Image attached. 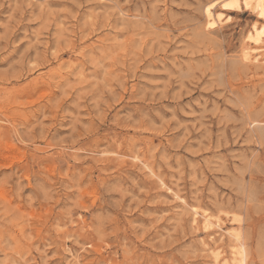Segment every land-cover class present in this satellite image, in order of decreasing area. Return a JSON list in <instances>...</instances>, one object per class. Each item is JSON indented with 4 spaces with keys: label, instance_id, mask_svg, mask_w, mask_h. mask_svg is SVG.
<instances>
[{
    "label": "rangeland",
    "instance_id": "374dc122",
    "mask_svg": "<svg viewBox=\"0 0 264 264\" xmlns=\"http://www.w3.org/2000/svg\"><path fill=\"white\" fill-rule=\"evenodd\" d=\"M223 1L0 0V264H264V18Z\"/></svg>",
    "mask_w": 264,
    "mask_h": 264
},
{
    "label": "bare ground",
    "instance_id": "6f19581e",
    "mask_svg": "<svg viewBox=\"0 0 264 264\" xmlns=\"http://www.w3.org/2000/svg\"><path fill=\"white\" fill-rule=\"evenodd\" d=\"M221 3V2H220ZM210 5V3L208 4ZM227 5V7H226ZM219 6V5H217ZM206 8V7H205ZM221 8V7H219ZM222 9L225 10H234L236 12L241 11L243 9H254V11L257 12L258 17L261 16L264 18V0H226L225 2L223 1L222 4ZM221 9V10H222ZM220 10V11H221ZM223 11V10H222ZM205 12V10H204ZM225 12V11H224ZM229 12V11H228ZM220 13L216 12V8L213 6H207L206 8V16L208 19V25L210 27H215L217 28V25L222 22L223 20L221 19L222 17L220 16ZM227 17V16H226ZM228 18V17H227ZM257 22V21H256ZM259 23V22H258ZM255 23L253 26V32L251 33V37L254 39L252 41H254V43H256L258 45V47L253 48V49H264V22H260L259 24ZM222 25V24H221ZM220 26V25H219ZM214 29V28H213ZM250 37V33L248 35ZM244 46V45H243ZM248 46V45H247ZM250 46V45H249ZM254 52V51H252ZM251 52V48H246L244 51V56L245 59L247 60H258L264 55V53H262V51H258L257 54H253ZM242 53V52H241ZM259 56H261L259 58ZM264 57V56H263ZM264 61V60H263ZM253 62V61H252ZM138 159V158H137ZM148 166V165H147ZM146 166V167H147ZM198 213L196 212V215ZM205 225L206 228H210V226L212 225V222L210 220V218L208 217V215L204 214L203 215V221H202ZM217 226H219L220 228L223 227V225L221 224L220 220L216 221ZM230 230H228L229 235H231L232 237L235 238V240L237 239V241L240 240V234L235 233V232H229ZM227 232V231H226ZM230 238V237H229ZM243 239V238H242ZM231 242V241H230ZM241 243V242H240ZM240 247V246H238ZM243 248V247H242ZM241 248V249H242ZM210 250H212V248L210 247ZM232 252H233V248H232ZM233 254L235 255L234 258H232L234 261L237 260L239 258V263L238 264H245V253H244V249L243 250H236L233 252ZM245 255V257H244ZM225 259V263L224 264H230L228 262V258H224ZM231 259V260H232ZM238 262V261H237ZM236 262V264H237ZM209 264H214L212 262H210ZM217 264V263H215Z\"/></svg>",
    "mask_w": 264,
    "mask_h": 264
},
{
    "label": "snow or ice",
    "instance_id": "6c2138e0",
    "mask_svg": "<svg viewBox=\"0 0 264 264\" xmlns=\"http://www.w3.org/2000/svg\"><path fill=\"white\" fill-rule=\"evenodd\" d=\"M226 7H227V5H226Z\"/></svg>",
    "mask_w": 264,
    "mask_h": 264
}]
</instances>
